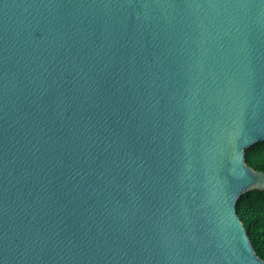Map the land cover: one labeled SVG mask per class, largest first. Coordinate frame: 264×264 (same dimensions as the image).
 <instances>
[{
	"label": "water",
	"instance_id": "95a60500",
	"mask_svg": "<svg viewBox=\"0 0 264 264\" xmlns=\"http://www.w3.org/2000/svg\"><path fill=\"white\" fill-rule=\"evenodd\" d=\"M264 0H0V264H264Z\"/></svg>",
	"mask_w": 264,
	"mask_h": 264
},
{
	"label": "trees",
	"instance_id": "16d2710c",
	"mask_svg": "<svg viewBox=\"0 0 264 264\" xmlns=\"http://www.w3.org/2000/svg\"><path fill=\"white\" fill-rule=\"evenodd\" d=\"M245 161L252 168L264 171V141L245 149ZM236 211L256 254L264 259V189L252 188L241 194Z\"/></svg>",
	"mask_w": 264,
	"mask_h": 264
}]
</instances>
